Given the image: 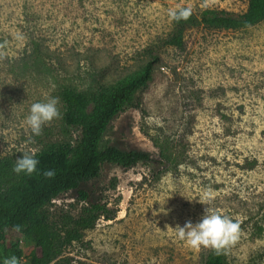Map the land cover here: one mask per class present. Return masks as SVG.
Returning <instances> with one entry per match:
<instances>
[{
  "label": "rangeland",
  "instance_id": "obj_1",
  "mask_svg": "<svg viewBox=\"0 0 264 264\" xmlns=\"http://www.w3.org/2000/svg\"><path fill=\"white\" fill-rule=\"evenodd\" d=\"M178 7L242 14L248 0H0V158L76 140L63 124L64 86L106 90L158 57L142 106L121 113L101 144L151 160L103 166L89 186L115 218H101L51 264H205L213 249L188 247L173 228L198 222L208 197L239 225L221 250L226 264H264V21L239 31L200 24L177 49L166 43ZM32 41L48 52L47 67L11 71ZM47 97L58 98L60 115L33 136L24 119ZM83 206L70 192L47 210L60 225ZM13 241L26 262L37 251L25 236Z\"/></svg>",
  "mask_w": 264,
  "mask_h": 264
},
{
  "label": "trees",
  "instance_id": "obj_2",
  "mask_svg": "<svg viewBox=\"0 0 264 264\" xmlns=\"http://www.w3.org/2000/svg\"><path fill=\"white\" fill-rule=\"evenodd\" d=\"M264 21V0H248L245 13L206 9L200 15L191 10L188 19L173 20V31L167 39L169 47L183 49L186 32L200 24L216 30L239 31ZM20 57L10 60L11 71L20 67L32 71L46 68L45 52L38 42L28 44ZM148 61L140 71L120 79L106 90L88 88L79 91L71 85L61 89L65 105L63 124L66 129L77 131L75 141L49 145L36 153L38 171L32 175L13 171L15 156L0 158V247L3 248L0 264L15 256L18 264H51L62 257L64 249L83 238L85 231L95 228L104 218L113 220L116 212L96 198L89 186L101 175L103 166L118 165L132 168L150 161L152 154L142 150H124L117 146L101 148L113 121L127 109H139L142 100L138 93L146 89L153 79L154 63ZM163 158H167L163 154ZM55 170L46 178L44 170ZM74 193L84 203L77 217L60 218V225L51 221L47 210L63 194ZM22 235L31 240L37 251L29 261L22 262L23 250L19 242L7 246L8 237ZM205 264H226L224 254L212 250Z\"/></svg>",
  "mask_w": 264,
  "mask_h": 264
},
{
  "label": "clouds",
  "instance_id": "obj_3",
  "mask_svg": "<svg viewBox=\"0 0 264 264\" xmlns=\"http://www.w3.org/2000/svg\"><path fill=\"white\" fill-rule=\"evenodd\" d=\"M190 12V8L178 7L170 9L169 16L176 21L186 20ZM57 105L58 98L56 97H47L43 101L32 103L24 119L26 129L30 130L33 136L41 135L43 127L59 117L60 113ZM38 164L39 161L35 152L26 151L23 152L22 157L16 158L13 171L17 174L23 173L30 176L38 171ZM43 175L46 178H51L55 175V170H44ZM199 202L207 205L201 219L196 223L187 221L183 226L177 225L173 229L177 238L190 248L208 247L220 252L237 239L239 225L228 216L212 210L209 206L210 197ZM158 211L161 212L160 209ZM167 211L169 210L166 209L165 213ZM153 214L155 215L156 212ZM3 264H18V260L15 256L9 257L4 260Z\"/></svg>",
  "mask_w": 264,
  "mask_h": 264
},
{
  "label": "built area",
  "instance_id": "obj_4",
  "mask_svg": "<svg viewBox=\"0 0 264 264\" xmlns=\"http://www.w3.org/2000/svg\"><path fill=\"white\" fill-rule=\"evenodd\" d=\"M24 260H25V258L23 257V258H22V262H23ZM25 261H26V260H25ZM23 263H24V262H23Z\"/></svg>",
  "mask_w": 264,
  "mask_h": 264
}]
</instances>
